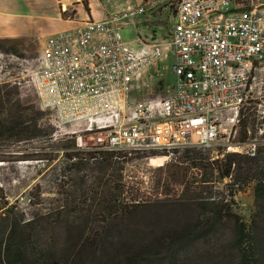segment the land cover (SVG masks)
<instances>
[{
    "label": "built area",
    "instance_id": "1",
    "mask_svg": "<svg viewBox=\"0 0 264 264\" xmlns=\"http://www.w3.org/2000/svg\"><path fill=\"white\" fill-rule=\"evenodd\" d=\"M228 2L144 0L103 22L87 20L48 37L29 83L40 108L51 112L55 137L74 139L86 155L140 157L149 164L161 160L154 154L212 148L221 139L228 151L242 149L245 144L231 142L253 99L256 73L264 69V12L234 5L224 15L220 6ZM160 7L174 20L171 42L137 33L140 49H132L122 31ZM169 54L175 84L165 88L168 95L133 98L150 71L154 83L168 77ZM254 154L255 145L245 155Z\"/></svg>",
    "mask_w": 264,
    "mask_h": 264
},
{
    "label": "rangeland",
    "instance_id": "2",
    "mask_svg": "<svg viewBox=\"0 0 264 264\" xmlns=\"http://www.w3.org/2000/svg\"><path fill=\"white\" fill-rule=\"evenodd\" d=\"M124 3L125 1H122V5ZM234 5H239L243 9L257 7L258 10L264 12V0H229L228 3L220 6V12L228 15L234 11ZM161 13L153 29L139 24L137 20L136 27L130 25L122 31V39L130 43V47L134 50L140 49V45L135 42L137 33L149 40H153L156 36L158 43L165 41V44H169L174 29V20L169 18L168 12ZM5 47L8 51L0 50V84L16 85L24 104L32 105L44 112L41 125L46 133H52V141L48 139L50 137L44 135L38 142L13 145L9 150L13 156L6 159V162L0 163V187L7 200L16 206L20 213H24L27 221L34 220L33 227L36 230L33 235L39 247L48 251L54 250L57 253L58 264H66L65 258L67 257L69 258L67 264H99L96 259L98 255L101 264H117L127 253L139 248V234L143 233L142 231L149 225L158 223L159 225L167 223L170 225L177 219H189L192 216L189 211L190 200L184 198L185 185H180L170 178L169 165L176 164L175 160L180 154H170L167 158L160 157L163 161H154L151 164L148 160L134 157L128 164H125L120 173L115 171L108 173V178H111L112 185L116 188V196L120 194L119 190L124 189L123 197H126V204L130 206L137 204L138 206L136 209H129L130 212H134L131 216L124 217L119 210L114 211L111 220L115 222L118 230L122 227L126 229L119 237L110 232L103 223L104 220H108V212L104 213L95 207L97 204L94 203L93 198L96 199V194L89 192L88 188L97 181V174L91 172L89 168L81 172L67 169V161L63 155L66 150L62 144L55 143L54 145L53 142L74 139L55 137L57 129L52 124L51 112L40 108L35 90L29 83L30 72L39 66L42 46L35 39H27L19 45L18 54L11 51L12 45L8 44ZM167 60L170 65L168 79L157 84L149 79L150 73L146 74L147 76L143 77L134 89L133 98L146 100L168 95L165 88L175 84V77L172 74L175 63L173 54H169ZM254 85L253 99L242 109L243 118L249 120L253 139L238 151H228L224 139L212 148H205L204 156L211 158L216 169L228 167L230 161L228 155L230 154L245 155L247 151L252 150L253 145H255V151L259 147H264V69L257 71ZM237 137L238 135L232 140V144L239 145L236 143ZM24 150H27L25 153L33 156L34 159L36 158L33 154L41 153L43 155L39 157V160L42 158L44 160L21 161L19 156ZM180 151L183 153L184 149ZM226 184H230L228 178L224 180V185ZM222 186L219 185V188L215 189L216 195L229 197L232 193L231 188L225 190ZM235 189L236 187H232L233 191ZM37 194L41 196L39 201L34 200ZM83 194L86 197H82ZM87 199L88 202L85 204ZM254 201L251 186L242 192L235 193L237 209L246 220L255 209ZM90 204H93V207L89 208ZM70 206L72 208L78 206L77 208L86 211L91 209L93 215L87 219L84 217L87 212L84 215L74 213L70 217L73 225L70 228L67 223L69 218L64 215ZM95 214L98 215V220L94 217ZM124 218L126 221L123 220ZM86 228L85 233L91 238L90 243L78 242L76 234L80 229L86 230ZM105 237L107 240H104ZM258 241L264 250V230L259 233ZM125 245L128 248L127 252L124 250ZM181 263L238 264L233 233L228 229L222 230L221 234L214 239L212 246L199 244L181 256ZM152 264H168V255L161 253Z\"/></svg>",
    "mask_w": 264,
    "mask_h": 264
},
{
    "label": "trees",
    "instance_id": "3",
    "mask_svg": "<svg viewBox=\"0 0 264 264\" xmlns=\"http://www.w3.org/2000/svg\"><path fill=\"white\" fill-rule=\"evenodd\" d=\"M23 41V39H0V50L8 51L5 46L10 44L11 51L18 54V47ZM44 115L41 110L23 103L16 85L0 84V163L6 162V159L13 156L9 151L13 145L38 142L44 135L50 137L48 139L52 141V133H46L41 125ZM243 116L244 113L241 112L236 138V143L241 145L253 139L249 120ZM55 143L62 144L66 150L63 155L69 171L81 172L89 168L91 172L97 174V181L88 186L89 192L96 194V199L93 198L94 203L97 204L95 207L104 213L108 212V220H104L103 223L110 232L119 237L126 228L122 227L118 230L115 222L111 220L112 215L119 210L124 217L131 216L134 212H130L129 209H136L138 206L126 204V197H123L124 189L119 190L120 194L116 196V188L112 185L111 178H108V173L110 171L120 173L125 164L133 158L127 161L121 160L110 153L101 154L97 158L93 154L86 155L76 151L75 140L53 142L54 145ZM204 150V148L191 147L184 149L183 153L180 150L171 153L180 155L175 160L176 164L169 165L170 178L180 185H185L184 198L190 200L189 211L192 216L189 219H177L170 225L168 223L149 225L139 234V248L127 253L117 264H152L161 253L168 255V264H184L181 263V256L184 253L201 243L212 246L214 239L224 229L233 233L238 264H264V250L258 241L259 233L264 230V147L257 148L252 156L228 155L230 161L225 168L227 170L216 169L211 158L204 156ZM26 151H21L19 156L21 161L30 159L38 161L43 155L35 153L33 155L36 159H34L33 156L27 155ZM154 155L167 157L170 154L165 152ZM43 160L42 158L39 161ZM225 178L229 179L230 184L224 185ZM84 184L87 185V182L84 181ZM219 185H223L225 190L231 188V195L218 197L215 189L219 188ZM250 186L254 193L255 209L246 220L237 209L235 193L242 192ZM232 187L236 189L233 191ZM40 197V194H37L34 200L39 201ZM82 197L86 195L83 194ZM87 202L88 199L84 203ZM77 207L70 206L64 212L69 218L67 223L70 228L73 227L70 217L74 213L84 215L87 212L84 216L87 219L93 215L91 209L86 211ZM91 207L93 204L89 205V208ZM94 217L98 220L97 214ZM123 220L126 221L125 218ZM34 224V220L27 221L24 213H20V210L7 200L0 187V264H58L57 253L54 250H44L37 245L33 235L36 230ZM86 231L87 228L78 231L76 234L78 242L90 243L91 238L87 236ZM104 240H107V237ZM126 246L125 252L128 250ZM99 257L98 255L96 259L101 264ZM68 261L69 258H65L66 264Z\"/></svg>",
    "mask_w": 264,
    "mask_h": 264
},
{
    "label": "crops",
    "instance_id": "4",
    "mask_svg": "<svg viewBox=\"0 0 264 264\" xmlns=\"http://www.w3.org/2000/svg\"><path fill=\"white\" fill-rule=\"evenodd\" d=\"M122 1H125L123 5ZM143 2L144 0H0V39H35L43 48L51 35L77 29L87 20L103 22L117 13L140 6ZM160 12H165L162 7L140 17L139 24L153 29L158 23ZM167 79L168 77L164 81ZM137 86L138 84L135 88Z\"/></svg>",
    "mask_w": 264,
    "mask_h": 264
},
{
    "label": "bare ground",
    "instance_id": "5",
    "mask_svg": "<svg viewBox=\"0 0 264 264\" xmlns=\"http://www.w3.org/2000/svg\"><path fill=\"white\" fill-rule=\"evenodd\" d=\"M161 161H163V160H161Z\"/></svg>",
    "mask_w": 264,
    "mask_h": 264
}]
</instances>
